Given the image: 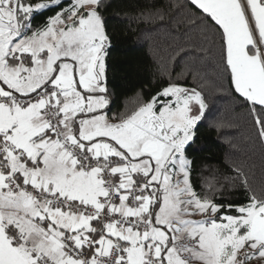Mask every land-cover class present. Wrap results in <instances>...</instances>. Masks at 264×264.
<instances>
[{"label": "snow or ice", "instance_id": "snow-or-ice-1", "mask_svg": "<svg viewBox=\"0 0 264 264\" xmlns=\"http://www.w3.org/2000/svg\"><path fill=\"white\" fill-rule=\"evenodd\" d=\"M107 7L0 0V264H264V188L192 180L196 85L112 113ZM184 8L264 140V0Z\"/></svg>", "mask_w": 264, "mask_h": 264}, {"label": "trees", "instance_id": "trees-1", "mask_svg": "<svg viewBox=\"0 0 264 264\" xmlns=\"http://www.w3.org/2000/svg\"><path fill=\"white\" fill-rule=\"evenodd\" d=\"M104 12L111 45L107 57L112 113L133 111L140 95L171 77L196 85L207 104L188 150L192 180L234 177L238 169L249 185L264 188V140L215 70L210 47L191 23L185 0H106ZM49 12L46 15H53ZM45 17L34 20L39 24ZM239 184V181H234ZM230 195L243 199L239 187Z\"/></svg>", "mask_w": 264, "mask_h": 264}]
</instances>
